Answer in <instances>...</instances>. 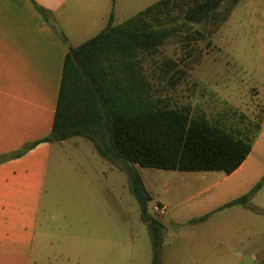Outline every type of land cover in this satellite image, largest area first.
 Segmentation results:
<instances>
[{
	"label": "rangeland",
	"instance_id": "374dc122",
	"mask_svg": "<svg viewBox=\"0 0 264 264\" xmlns=\"http://www.w3.org/2000/svg\"><path fill=\"white\" fill-rule=\"evenodd\" d=\"M153 1L115 0L113 22ZM186 26L155 52H137L148 93L242 131L250 150L230 174L137 165L146 211L164 225L160 264H264V181L250 191L264 177V0H238L223 20ZM60 144L50 152L31 264H151L126 173L85 137ZM245 192L243 202L191 220ZM153 203L164 205L162 216Z\"/></svg>",
	"mask_w": 264,
	"mask_h": 264
},
{
	"label": "trees",
	"instance_id": "16d2710c",
	"mask_svg": "<svg viewBox=\"0 0 264 264\" xmlns=\"http://www.w3.org/2000/svg\"><path fill=\"white\" fill-rule=\"evenodd\" d=\"M237 1L155 0L120 22H113L110 11L101 29L68 45L63 55L50 130L39 139L85 137L102 158L126 173L139 216L149 229L151 264H160L164 225L146 211L150 194L137 165L228 174L249 152L250 136L201 113L192 114L185 106H168L152 98L135 56L155 52L168 37L186 30L187 23L223 20ZM263 181L264 177L257 180L250 191ZM248 194L191 220L243 202Z\"/></svg>",
	"mask_w": 264,
	"mask_h": 264
},
{
	"label": "crops",
	"instance_id": "0c3cea01",
	"mask_svg": "<svg viewBox=\"0 0 264 264\" xmlns=\"http://www.w3.org/2000/svg\"><path fill=\"white\" fill-rule=\"evenodd\" d=\"M114 3L0 0V264H31L52 144L65 141L39 139L50 130L63 55L105 25Z\"/></svg>",
	"mask_w": 264,
	"mask_h": 264
},
{
	"label": "built area",
	"instance_id": "2783aa9c",
	"mask_svg": "<svg viewBox=\"0 0 264 264\" xmlns=\"http://www.w3.org/2000/svg\"><path fill=\"white\" fill-rule=\"evenodd\" d=\"M151 209L157 216H162L165 212L164 205L159 204V203L151 204Z\"/></svg>",
	"mask_w": 264,
	"mask_h": 264
}]
</instances>
